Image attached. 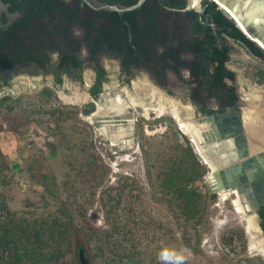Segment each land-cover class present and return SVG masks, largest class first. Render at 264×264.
Instances as JSON below:
<instances>
[{
	"label": "rangeland",
	"instance_id": "rangeland-1",
	"mask_svg": "<svg viewBox=\"0 0 264 264\" xmlns=\"http://www.w3.org/2000/svg\"><path fill=\"white\" fill-rule=\"evenodd\" d=\"M233 45L235 84L240 97L249 99L254 90H264V58ZM103 61L109 70L105 86L120 84L119 60L106 55ZM84 76L78 88L70 77L56 86L49 76L28 74L0 87V147L16 165L0 189L18 222L31 225L21 264H82L80 248L88 264H264L263 254L252 256V233L232 200L220 204V195L208 188L210 167L165 101L175 95L138 70L133 80L150 108L130 110L136 119L132 134L114 141L89 118L97 109L92 99H64L88 92L90 72ZM178 85L182 89L184 83L178 79ZM160 95L167 108L159 114ZM179 108L182 117L197 118L198 110ZM246 110L243 106L244 115ZM178 186L201 194L196 214H185ZM40 223L56 226L44 244L38 240ZM34 248L51 254L49 263L40 262Z\"/></svg>",
	"mask_w": 264,
	"mask_h": 264
},
{
	"label": "flooded vegetation",
	"instance_id": "flooded-vegetation-1",
	"mask_svg": "<svg viewBox=\"0 0 264 264\" xmlns=\"http://www.w3.org/2000/svg\"><path fill=\"white\" fill-rule=\"evenodd\" d=\"M2 1L5 2L4 0ZM18 1L26 4L28 0ZM51 1L45 2L41 9L49 6ZM198 1L186 0L185 6L180 8L170 6L164 0H144L141 6L136 9L142 8L145 4L142 10L146 9L147 11H138L130 16H125V13L131 10L119 12L97 7L104 2L128 5L122 3L121 0H61L59 2L60 5H55L53 8L48 7L45 10H39V12H35L38 9L34 8V4L39 2V0H29L28 6L32 7L31 11L33 12L32 15L30 13L29 33L31 35L26 39V46L18 44L14 48L16 61L13 63L12 68L8 70L10 71L9 76L12 77L9 81L20 74L42 75L51 77L56 86H61L65 77H70L76 83L74 87L78 88L80 87L78 84L86 81L85 71H89L90 77L87 78L88 81L85 85L88 92L84 96L79 93L71 96L64 95V99L68 102L88 101L94 97L91 90L96 81L97 70L101 66L106 70L107 75L98 96L101 93H114L115 90H118L121 97L119 99L121 103L118 108L126 109L121 114L125 117H132L133 115L129 114L130 110L138 108V106H143L144 110H149L150 108L139 95V89L137 88L139 82L133 80L135 73L139 70L149 73L157 82V86L165 88L175 95L174 100L165 98V101L171 103L169 106L171 113H173V107L177 108L179 116L184 120L199 121L197 120L198 117L234 113L236 111L240 112L242 118L243 98L240 97L235 84L236 71L232 66V53L233 42L243 44L224 33L220 34L213 14L206 10L204 0ZM11 4V1L5 2L6 9L3 8V13L0 15V26L3 30L23 16L19 8L10 11L9 7ZM218 6L221 8L219 3ZM222 10L235 20L238 27L248 38L264 50L256 39L249 37L243 28L240 27L236 18L228 11ZM105 11H115L118 17L109 16L110 25L112 26V31H114L111 41L112 47L108 51L102 52L95 45V40L98 39L100 33V21L106 19V16L103 15ZM134 19L133 23L131 20ZM210 33L215 35V39L211 37ZM127 44L134 48L135 58L138 63H136V59L133 61L128 60V62L125 60L129 56L128 50H126ZM197 46L199 47L197 48ZM225 46L229 47V57L225 60L224 65L227 70L233 71L235 76L234 78L226 77L224 79L225 86L230 89L229 93L214 91V93L216 92L213 96L215 100H212L211 93L213 91L208 84V79L213 67L216 66L214 62H217V60L213 62V59L219 57L214 47L222 49ZM244 47L251 55L258 56L246 46ZM66 53H75L76 60H79L80 64L75 65L71 62L62 65V60ZM25 55L28 59L27 61L21 58L25 57ZM106 55L112 60H119L121 76L124 77L120 84L111 88L105 86L107 78H109V70L103 61V57ZM58 76L62 78L61 81L58 80ZM178 79L184 83L182 89H179ZM202 81L204 82L202 83ZM5 84L8 83L3 82L2 86ZM127 84L133 90L136 101L129 93L124 92ZM143 86L145 85L142 84L141 87ZM157 94V91L153 90L151 99L156 100ZM79 96L80 98H78ZM98 96L94 98L96 99ZM163 99L164 97L160 95L158 103L155 105L156 108H151H155L159 113L158 108L162 104L163 112H165L167 105ZM94 102L97 104V109L91 115L97 116L96 111L101 105L99 100ZM181 105H184V108L198 110L197 118H193L191 115L182 117L179 108ZM91 115H89V118L92 117ZM173 117L177 120L176 116L173 115ZM135 122L136 119H134V124ZM177 122L179 121L177 120ZM245 137L248 140V135L245 134ZM257 151V156L260 155L262 161L260 160L254 175L252 177L249 176L251 180L248 183L251 186V193L254 195L253 200L257 204L250 199L243 201L242 197L235 191H226L227 196L225 198H222L221 192H217L220 195V204L222 201L232 200L235 214L238 215L240 222L245 219L248 227L247 217L252 216L255 220V228L252 230L254 235L252 234L251 241L254 240L256 243L254 246L250 244L253 257L262 254L264 256V247L261 246L262 242L264 243V239H261L262 242L259 240L264 235V199L262 198V201L259 200V197L264 195V147ZM248 193L250 191L245 192V196H248ZM237 198L241 200L245 211L240 212L237 210L234 202ZM247 203H249L250 209H246ZM247 231L249 232L248 228Z\"/></svg>",
	"mask_w": 264,
	"mask_h": 264
},
{
	"label": "trees",
	"instance_id": "trees-1",
	"mask_svg": "<svg viewBox=\"0 0 264 264\" xmlns=\"http://www.w3.org/2000/svg\"><path fill=\"white\" fill-rule=\"evenodd\" d=\"M5 2H12L11 6L9 7L10 11H14L15 9H21L23 16L18 20L14 21L9 27L5 30L0 28V87L2 83H9V80L12 78L9 76V69L12 68L13 63H15V52L14 48L18 44H24L26 46V39L31 35L29 33L30 28V17L33 14L31 11L32 7L28 6V1L26 4L19 2L18 0H4ZM48 0H39L36 4H34V8L38 10L35 12H39V10H45L48 7L53 8L55 5H60L61 0L51 1L49 6H46L41 9L45 2ZM122 3L128 5H134L138 3V0H121ZM166 4L173 6V7H184L186 0H164ZM204 4L206 5V10L210 11L213 16L214 20L217 23L219 28V33L226 34L227 36L240 41L244 46H246L252 53L257 54L258 56L264 57V50L256 45L250 38L246 36L242 32V30L238 27L235 20L228 16L221 8H219L218 3L214 0H204ZM145 5V4H144ZM143 5V7H144ZM142 7V8H143ZM138 8L136 10L127 11L125 16L135 14L138 11H147L146 9ZM31 13V15H30ZM106 16L105 20H101L100 28H99V36L98 39L95 40V45L102 51H108L110 47H112V37L114 31H112V26L110 25V18L109 16L118 17L117 12L115 11H105L103 13ZM131 19H133L131 17ZM133 23L135 21L131 20ZM211 37L215 39V35L210 33ZM200 46V45H199ZM197 46V48L199 47ZM123 50V49H122ZM126 50H128V57L125 60L128 62L135 60L136 56L134 53V48L129 44L126 45ZM214 50L218 52L219 57L213 59V62L217 60L216 66L213 67L212 73L209 77V86L212 88L213 91L212 97L216 94L214 91H225L229 93V87H226L224 79L226 77L234 78L235 73L231 70H227L224 65L225 60L229 57V47L225 46L224 48L220 49L214 47ZM22 60L27 61V57H21ZM138 63L137 59L135 60ZM78 65L80 64L79 60H76L75 53H66L63 57L62 65L64 63H71ZM125 63V62H124ZM126 64V63H125ZM68 69V68H67ZM264 74V71H261ZM107 72L103 67H99L97 70L96 81L91 90V93L94 97H97L101 91L102 83L106 80ZM198 78V77H197ZM58 80L61 81L62 78L58 76ZM198 81V79H197ZM204 81H202L203 83ZM206 82V81H205ZM11 169H16L15 163H10L2 151L0 147V186H6L9 184L11 180V176L8 175V172ZM173 186L170 185V187ZM175 192L183 201L184 212L188 216L196 214L198 209V199L200 198L201 194L198 193L196 190H189L187 187L178 186L175 188ZM63 224H58L61 226ZM29 227L24 226L21 222H18L16 213L11 209L9 202L6 198V195L0 189V264H21V253L24 252V245L26 242H29V239L25 233L28 232ZM32 227H35L32 225ZM59 227L57 228V230ZM39 233L38 240L40 243H46L48 239L51 238L52 235L55 234L56 226L49 225L47 226L45 223H40V227H38ZM47 230H50L47 233ZM36 249V250H35ZM35 253L34 256H37L40 262L42 263H49V259L47 254L43 251V249L34 248Z\"/></svg>",
	"mask_w": 264,
	"mask_h": 264
},
{
	"label": "water",
	"instance_id": "water-1",
	"mask_svg": "<svg viewBox=\"0 0 264 264\" xmlns=\"http://www.w3.org/2000/svg\"><path fill=\"white\" fill-rule=\"evenodd\" d=\"M143 1L144 0H139V2L134 5H119L104 2L100 3L97 7L99 9L124 12L136 9L141 6ZM215 1L219 4L225 5L242 22L249 35L264 46V0ZM3 8L6 9L5 2L0 0V15L3 13ZM127 86L130 87L129 84H127ZM261 92H264V90H254L249 99L255 94ZM102 95L103 93L96 98L97 100L92 97V100L98 101L102 98ZM247 99L248 98L242 99L245 110L246 107L244 102ZM248 112L249 110H246V114L244 115L243 113L242 118L239 111L234 113L216 114L207 117H198L197 120H199V122H207L209 128L204 130L198 128L196 130L197 134L200 136L199 145L201 147L206 146V144L209 145L206 148V153H209L210 155L209 164L203 161L200 153L196 152L197 156L210 167V172L206 175V184L208 188L215 193H217L218 189L235 190L237 188L243 201H248L246 199L253 200L254 195L251 193V186L248 185L251 180L249 176L252 177L254 175V171L258 167L260 160L262 161L261 156H257L258 151H251L249 138L247 140L245 137V134L247 135L245 119ZM110 118L112 120L118 119L116 116L109 117V120ZM96 123L99 124L100 121L96 120ZM204 139H206V141ZM229 139H232L236 148L235 150H237L235 156H233L231 150L228 149L227 142ZM212 167H215L214 170H212ZM208 181L214 183V188L212 185L208 184ZM247 191H250V193H248V196H245L244 193ZM262 198L264 199V195L260 196L259 200L262 201ZM252 202L256 203L254 200ZM79 257L82 264L89 263L84 248L79 249Z\"/></svg>",
	"mask_w": 264,
	"mask_h": 264
},
{
	"label": "bare ground",
	"instance_id": "bare-ground-1",
	"mask_svg": "<svg viewBox=\"0 0 264 264\" xmlns=\"http://www.w3.org/2000/svg\"><path fill=\"white\" fill-rule=\"evenodd\" d=\"M222 6L226 8L233 17H236L225 5ZM237 20L239 21L238 23L240 27H242L243 30L247 33V35H249L248 31L246 30L242 22L238 18ZM249 37L253 38L250 35ZM261 46L264 48L263 45ZM124 92L129 93V95L136 101L134 92L131 89V87L125 86ZM78 98H80V96ZM120 98H121L120 92L118 90H115L114 93L111 92L104 93L102 95V98L99 100L101 106H99L98 110L96 111L98 115L97 116L93 115L91 117L92 123H96V120L100 121V123L98 124L100 126L99 129L102 132L109 134V137H111L114 141H119L121 139L127 138L128 135L132 134L134 128V117L123 116V114L121 113L125 112L126 109L118 108L121 103V100H119ZM244 104L246 109L249 110L245 119V128L247 135L250 139L249 141L251 143L250 149L251 151H257L264 147V92L255 94L254 96L251 97V99L246 100ZM158 109H159L158 110L159 113H163L162 104H160ZM172 112H173L172 114L176 116L177 120L179 121V129L188 137V139L191 140V142L195 146V152L200 153L201 157L203 158V161L209 164L210 155L209 153H206L207 152L206 148L209 145L206 144V146L201 147L199 145L200 136L196 132L198 128H200L201 130L209 128L207 122H199L195 120L192 122L190 120L187 121V119L183 120L179 116L178 109L175 107L172 108ZM115 116L118 117V119L112 120L110 118L109 120V117H115ZM113 128L115 129L111 130ZM204 140L206 141V139ZM227 144H228V149L231 150L233 156H235V153L237 154V150H235L236 148L232 139H229ZM214 168L215 167H212V170H214ZM208 184L212 185V187L214 188L213 182L208 181ZM229 190L235 191L240 196L237 188L235 190L218 189L217 192H221L222 198H225L227 196V193L225 192ZM234 202L237 210H239L240 212L245 211V207L242 205V202L239 198H237ZM246 205H247L246 209H250V206H248L249 203H247ZM247 218H248V229L250 233H252V230L255 228V220L253 219L252 216H248ZM255 243L256 242L252 240L251 246H254Z\"/></svg>",
	"mask_w": 264,
	"mask_h": 264
}]
</instances>
